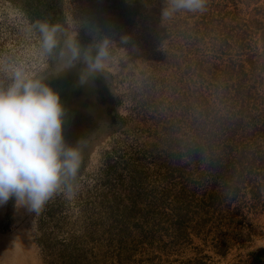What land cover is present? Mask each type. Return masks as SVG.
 Returning a JSON list of instances; mask_svg holds the SVG:
<instances>
[{"label":"rangeland","instance_id":"obj_1","mask_svg":"<svg viewBox=\"0 0 264 264\" xmlns=\"http://www.w3.org/2000/svg\"><path fill=\"white\" fill-rule=\"evenodd\" d=\"M166 6L0 0V85L17 69L49 85L64 141L81 155L72 194L62 188L38 215L14 198L0 205V264H264L262 151L249 147L235 163L239 183L207 169L223 133L248 128L222 126L229 120L217 119L214 103L222 116L233 103L242 121L243 99L264 113V0H206L203 12L164 18ZM36 20L62 27L52 56L42 54ZM101 48L107 56L93 70ZM233 68L248 74L242 92L211 94ZM192 143L208 152L189 155Z\"/></svg>","mask_w":264,"mask_h":264},{"label":"clouds","instance_id":"obj_2","mask_svg":"<svg viewBox=\"0 0 264 264\" xmlns=\"http://www.w3.org/2000/svg\"><path fill=\"white\" fill-rule=\"evenodd\" d=\"M162 16L168 18L181 10L203 12L206 0H166ZM42 54L52 56L58 46V23L36 20ZM72 58L78 56L69 45ZM64 53L62 52L61 55ZM107 56L101 48L93 70ZM7 88L0 85V205L14 198L16 206L39 214L45 204L62 188L72 194L69 183L77 176L81 163L78 146L65 143L62 133L64 109L59 95L42 79H29L19 69L11 74Z\"/></svg>","mask_w":264,"mask_h":264},{"label":"trees","instance_id":"obj_3","mask_svg":"<svg viewBox=\"0 0 264 264\" xmlns=\"http://www.w3.org/2000/svg\"><path fill=\"white\" fill-rule=\"evenodd\" d=\"M252 55V54H251ZM253 55H257L256 52H253ZM255 60V58H254ZM235 64V63H234ZM235 68H233V70L229 69V73H227L226 71H223L219 76L221 78H219V81H215L217 83H221L220 85L215 84L212 88V90H210L211 94L214 95H219V94H226L229 96V88H233L236 92V94H239L242 92L243 87H245V77L248 75H246V73H242L240 76L235 77L237 74L234 73ZM252 72V71H251ZM228 75V76H227ZM229 80H231L229 82ZM228 86V87H227ZM224 89V90H223ZM250 90V89H248ZM209 92V93H210ZM222 92V93H221ZM228 92V94L226 93ZM257 97L259 99H263L264 95H262L260 92H258ZM250 97V95H249ZM248 100L243 99L242 101L236 102L238 105L242 106V111L240 112L241 115H246L249 116V118L247 120L242 121L243 119H241L239 116H235V113L231 111L232 107H233V103L232 106L230 107V110L227 108H224L225 113L223 116L218 112L219 109H221L220 106H212V111L215 110L217 113V119L222 118L223 120H229L228 122L226 121V123L221 122L223 124H221L222 126L227 125V127H229V125L234 121L237 120V123L234 126L239 128V126L243 125V127H248L246 129H242V131L240 130V133L235 136L234 135H226L229 134L227 132H224V136L226 138V142L223 144V146L220 147V155L216 156H211L207 162H211L210 164H208L207 169L209 170V173L212 175V177L218 181V179H220V177L222 176V174L224 172H226L227 170H229L228 173V179L227 180H231L232 182H236L239 183L241 181L244 180V168L243 167H236L235 163L238 160H241V158L243 157H248L247 156V152H248V148L249 147H253V152H258V151H262L263 153V160H264V146L263 148H261L262 146H254V144L259 140V137H264V113L263 112H251L250 108H248L247 105ZM240 108V107H239ZM239 108H237L236 112L239 111ZM255 108V107H253ZM253 114V115H252ZM242 116V117H244ZM214 117V116H213ZM253 118V119H252ZM220 123V121H219ZM239 123V124H238ZM236 128V129H237ZM240 129V128H239ZM236 132V131H235ZM264 141V139H263ZM187 153H190L189 155H194L196 158L200 159L201 156L198 155H204L205 149L200 147L199 144H191V147L189 146V149L186 150ZM208 152V151H207ZM206 152V153H207ZM204 158H208V156L204 157ZM262 161L260 162V164L258 165V167H262ZM253 181V180H252ZM251 179L249 178V182H252ZM261 184H252L250 187L251 192H257V190L260 188ZM261 250H264V248H260Z\"/></svg>","mask_w":264,"mask_h":264}]
</instances>
